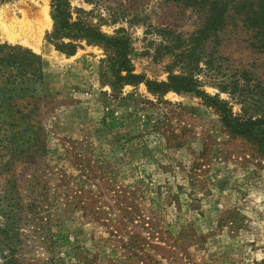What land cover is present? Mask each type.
Here are the masks:
<instances>
[{
  "label": "rangeland",
  "instance_id": "374dc122",
  "mask_svg": "<svg viewBox=\"0 0 264 264\" xmlns=\"http://www.w3.org/2000/svg\"><path fill=\"white\" fill-rule=\"evenodd\" d=\"M67 2L72 21L127 37L134 73L150 82L180 74L194 49L201 89L234 114L241 107L214 83L264 93V52L249 46L237 16L217 39L196 42L201 16L172 0ZM38 22L48 26L37 32ZM52 30L49 0H0V43L32 51L45 67L36 191L44 221L21 231V263L264 264V151L232 136L194 94L113 85L100 74L101 46L73 41L66 55L48 42ZM27 172L14 169L21 184Z\"/></svg>",
  "mask_w": 264,
  "mask_h": 264
},
{
  "label": "trees",
  "instance_id": "16d2710c",
  "mask_svg": "<svg viewBox=\"0 0 264 264\" xmlns=\"http://www.w3.org/2000/svg\"><path fill=\"white\" fill-rule=\"evenodd\" d=\"M49 1L53 30L47 40L56 50L73 55L78 47L73 41L101 46L106 59L101 63L100 74L111 79L113 85L144 83L149 92L158 95L194 94L216 110L222 126L232 136L264 151V93L258 94L248 84L240 87L237 81L224 79L214 83L218 93L228 95L241 107L242 115L234 114L227 101L219 96L211 97L201 89L195 75L200 71V57L194 49L180 74H169L166 82H150L134 73L127 37L107 36L97 28L72 21L68 0ZM172 1L201 16L202 26L193 36L196 42L217 39L227 27V21L237 16L236 20L251 33L249 46L264 52V0ZM64 40L70 42L64 43ZM204 58L202 64L207 72H212L215 69L212 57ZM45 83V67L40 56L19 46L0 43V264H22L18 255L22 250L21 231L24 227L42 230L44 220L37 210L42 207L43 198L36 191L38 187L43 190L37 171L46 155L45 133L39 119L40 106L47 97ZM20 164L28 168L23 184L14 175V169Z\"/></svg>",
  "mask_w": 264,
  "mask_h": 264
},
{
  "label": "bare ground",
  "instance_id": "6f19581e",
  "mask_svg": "<svg viewBox=\"0 0 264 264\" xmlns=\"http://www.w3.org/2000/svg\"><path fill=\"white\" fill-rule=\"evenodd\" d=\"M47 23H45L43 25V22H38L35 26H33V29L37 28V32H40L43 29V27L48 26ZM3 30L5 32V35L8 37V39L15 40V34H16L15 32L10 31V30H8L6 28H3ZM31 46L35 47V45H32V44H31Z\"/></svg>",
  "mask_w": 264,
  "mask_h": 264
}]
</instances>
